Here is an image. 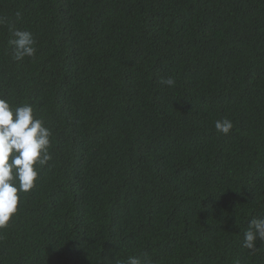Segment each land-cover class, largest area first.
Instances as JSON below:
<instances>
[{"label":"trees","instance_id":"trees-1","mask_svg":"<svg viewBox=\"0 0 264 264\" xmlns=\"http://www.w3.org/2000/svg\"><path fill=\"white\" fill-rule=\"evenodd\" d=\"M0 18V94L33 106L54 157L0 264H264L243 247L264 218V0H0Z\"/></svg>","mask_w":264,"mask_h":264},{"label":"clouds","instance_id":"clouds-1","mask_svg":"<svg viewBox=\"0 0 264 264\" xmlns=\"http://www.w3.org/2000/svg\"><path fill=\"white\" fill-rule=\"evenodd\" d=\"M17 20L22 13H16ZM5 20L0 18V26ZM14 37L9 41L15 49L14 59L34 58L37 41L32 32L9 26ZM160 84L174 87L173 77L161 78ZM218 133L228 135L234 125L230 119L216 120ZM52 131L45 121L35 114L31 104L13 107L0 94V229L9 226L22 204L21 194L29 193L36 187L41 171L53 160ZM264 242V218L253 217L244 232L243 247L254 254L259 251L257 242ZM115 264H155L148 255L143 258L129 255L117 259Z\"/></svg>","mask_w":264,"mask_h":264}]
</instances>
